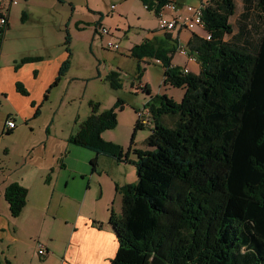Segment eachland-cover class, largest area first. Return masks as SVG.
Instances as JSON below:
<instances>
[{
	"label": "trees",
	"instance_id": "16d2710c",
	"mask_svg": "<svg viewBox=\"0 0 264 264\" xmlns=\"http://www.w3.org/2000/svg\"><path fill=\"white\" fill-rule=\"evenodd\" d=\"M141 1L152 9L167 0ZM240 1V31L229 41L239 0H213L204 11V33L211 39L193 32L186 45L199 73L172 65L178 48L169 46L170 33L130 50L140 62L160 60L164 86L184 90L180 103L164 94L145 104L152 127L147 150L134 151L136 161L129 159L134 134L127 150L103 138L118 126L121 99L102 113L91 102L92 113L69 139L137 168L135 183L117 186L122 214L112 211L108 222L119 243L110 264H264V0ZM39 60L26 57L23 63ZM68 68L67 60L54 85ZM107 81L122 87L117 71ZM18 91L28 95L21 85ZM144 93L151 94L147 86ZM144 128L137 118L135 131ZM5 199L17 218L28 190L11 184Z\"/></svg>",
	"mask_w": 264,
	"mask_h": 264
},
{
	"label": "rangeland",
	"instance_id": "374dc122",
	"mask_svg": "<svg viewBox=\"0 0 264 264\" xmlns=\"http://www.w3.org/2000/svg\"><path fill=\"white\" fill-rule=\"evenodd\" d=\"M14 1L17 3L13 5L9 16L10 30L3 39L0 38V45L3 42L0 70L7 77V85L11 84L17 91L21 85L28 92V95H23L18 91L24 99L23 118L31 113L32 119H39L32 123L39 124L40 121L49 120L56 112L58 121L62 123L68 119L73 121L72 126L76 134L80 125L92 113L91 102L99 104L98 112L102 113L113 108L117 100L121 99L124 102V109H118L116 112L118 126L107 132L106 137L110 136L125 144L131 142L134 134V145L129 159L136 161L134 151L147 150L144 141L151 133L148 127L135 131L138 118L136 110L143 109V106L157 95L165 94L177 103L184 98L183 89L164 86L162 65L156 64L154 59L140 62L129 56L131 47L145 42L149 37L165 34L159 28V20L155 13L145 9L141 0ZM2 2L8 6L10 0ZM112 6L116 9L113 10ZM238 6L241 11L240 0ZM240 11L238 10L237 15L231 19L234 34L226 37L228 41L240 31L237 22ZM248 20L253 23L254 16H248ZM252 26L249 31L254 35L257 29H253ZM102 28L107 29L109 35H102L100 32ZM194 32L203 33L201 29ZM191 33L189 31L183 33L184 47ZM111 41L119 45L120 49H109L108 43ZM172 41V45L177 44L178 48L180 43L176 39ZM241 42L244 45L247 41ZM174 55L175 63L182 64L186 61L179 51ZM28 56H40V60L34 64L23 63V59ZM67 60L69 68L57 85H54L56 79L47 84L51 79L54 64H57L58 73ZM111 70L120 73L122 87L119 89H113L107 81ZM141 82L149 84L150 95L139 91L138 86ZM8 113L13 114L11 106L2 99L0 125ZM7 149L11 150L10 154L6 153ZM18 154L19 149L15 142L5 136L0 137V173L2 169L15 167L19 159ZM107 161L111 159L106 158L105 162L110 165L111 163ZM119 165L123 173L132 172L137 181V168L134 164L130 162ZM112 166L116 167L114 164ZM101 167L98 166L99 169ZM49 198L50 191L47 199ZM58 202V198L53 201L48 211L50 217L58 214ZM4 210L0 207V214L4 213ZM36 213L43 216L47 210L37 209ZM72 213L73 216L77 215V209L74 208ZM50 229L42 233L43 237L48 236L47 232ZM52 232L53 230L50 234ZM36 250L38 252V245ZM24 251L27 257L30 253L28 246ZM6 255V249L0 242V264H6Z\"/></svg>",
	"mask_w": 264,
	"mask_h": 264
},
{
	"label": "crops",
	"instance_id": "0c3cea01",
	"mask_svg": "<svg viewBox=\"0 0 264 264\" xmlns=\"http://www.w3.org/2000/svg\"><path fill=\"white\" fill-rule=\"evenodd\" d=\"M173 1L181 5L200 3V0ZM13 5L15 3L10 2L7 6L9 16ZM242 12L243 10L239 14ZM8 30L10 21L6 32ZM184 32L188 31L170 34L173 40L177 39L182 45ZM166 34L149 37L148 40H163ZM200 35H204V32ZM191 36L192 33L186 43ZM172 42L168 41L170 47L173 46ZM2 45L3 42L0 52ZM174 57L175 55L172 56L173 66L199 73L198 61L191 62L183 56L186 61L179 64L174 62ZM56 65L54 64L47 84L58 77ZM113 71L115 70H111ZM141 84L147 86L151 92L149 84ZM2 99L10 104L13 114L8 113L5 121L1 123L0 137L10 138L19 149V159L15 167L2 169L0 173V207L5 209L0 214V242L6 249V264H110L118 251L119 243L108 222L112 211L117 215L122 214V198L117 193V186L135 183V175L129 171L123 173L114 158L72 144L69 141L74 135L72 120L62 123L57 120L56 112L49 120L40 121L39 124L32 123L39 119H32L31 113L23 118V95L11 84L7 85V77L0 70V102ZM8 119L16 121V129L7 131ZM107 132L109 131L103 134L104 140L115 142L125 150L130 147L132 141L124 144L110 136L106 137ZM6 153L10 154L11 150L7 149ZM106 158L111 159L107 161L110 165L105 164ZM93 161L96 162L95 166ZM100 165L101 169L98 168ZM15 183L28 190L27 205L17 218L11 216L5 199L6 188ZM49 191L50 198L47 199ZM56 198L59 199V210L51 219L48 211ZM43 208L47 210L45 215L36 213L37 209ZM74 208L77 209V215L73 216ZM47 229H50L48 236L43 237L42 233ZM51 230L53 232L50 234ZM38 243L44 245L47 255L38 254ZM26 246L30 251L27 257L24 251Z\"/></svg>",
	"mask_w": 264,
	"mask_h": 264
},
{
	"label": "built area",
	"instance_id": "2783aa9c",
	"mask_svg": "<svg viewBox=\"0 0 264 264\" xmlns=\"http://www.w3.org/2000/svg\"><path fill=\"white\" fill-rule=\"evenodd\" d=\"M213 0H200L199 5L185 4L181 5L173 0H167L164 3L156 2L153 8L145 5V8L148 10H154L158 20L159 28L164 33H172L175 31H189L194 32L196 29H201L204 32V11L212 4ZM11 3H17L14 0H10ZM10 4V3H9ZM9 7H7L2 0H0V38H4L5 33L9 25ZM112 9H115V6H112ZM102 35H109V31L105 28L100 29ZM204 36L208 40L211 39V35L204 33ZM109 49L119 50L120 47L117 44H114L112 41L108 43ZM183 56L187 57L191 62H197V59L194 56H191L188 52L187 47L179 45L178 50ZM156 64L161 65L160 60H155ZM189 70L185 68V72ZM146 86L139 84V91L144 92ZM147 110H138L137 117L140 120V123L144 127L149 129L152 127V119L147 112ZM17 128L16 121L14 119H8L6 122L7 131H11ZM38 254L40 256H45L47 254L46 248L41 243H38Z\"/></svg>",
	"mask_w": 264,
	"mask_h": 264
}]
</instances>
